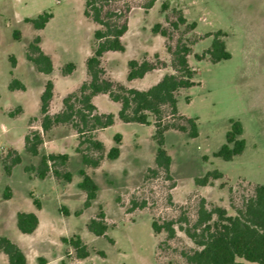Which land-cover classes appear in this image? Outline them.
Listing matches in <instances>:
<instances>
[{
	"label": "rangeland",
	"instance_id": "rangeland-1",
	"mask_svg": "<svg viewBox=\"0 0 264 264\" xmlns=\"http://www.w3.org/2000/svg\"><path fill=\"white\" fill-rule=\"evenodd\" d=\"M84 1L0 0V235L22 249L26 264H40V259L43 264H189L184 254L196 245L181 229L184 223L180 219L192 222L202 200L207 208L221 206L234 214V206L241 204L253 186L264 184V0H153L151 5L150 0H112L105 6L104 11L119 13L127 28L122 36L124 50L106 51L101 66L106 78L126 87L147 88L163 73L172 72L166 45L173 47L178 37L196 39L188 56L195 84L178 91L177 109L197 118L198 134L189 137L172 128L164 131V148L171 158L167 172L154 161V116H148L149 124L123 122L117 116L119 103L105 93L94 95L92 102L98 113H112L115 121L91 132L104 147L97 167L83 165L76 147L93 157L99 151L86 142L79 144L81 138L66 123L43 133L38 154L24 148V136L41 131L39 96L47 79L54 83L48 109L54 114L62 110V98L88 78L85 60L94 48L93 32L99 24L83 14ZM162 3L167 5L165 9ZM177 10L187 23L195 22L194 29L187 30L185 24L172 28ZM42 12L52 13L42 29L25 21ZM155 23L168 31L169 39L152 31ZM217 30L223 32L230 57L217 62L207 55L196 59L194 54L210 45ZM36 35L41 49L52 59L49 74L39 72L26 58L27 46ZM132 58L147 59L156 66L142 78L128 81L126 62ZM67 62L75 67L64 74L62 67ZM13 78L24 88L9 89ZM230 119L241 123L245 146L240 154L224 160L213 153L225 142ZM161 121L182 122L169 116L167 109ZM117 132L121 134L120 152L109 159L105 154ZM15 153L20 161L8 174L4 165ZM47 153L68 154L65 165L58 168L71 173L70 181L51 171L44 178L36 176L41 155ZM80 169L98 187L91 205L83 209ZM212 169L222 176L205 185L195 183L196 177ZM33 198L39 201L38 208ZM100 209L108 225L103 236L86 227ZM77 210H81L78 215ZM18 211L36 213L38 224L33 232L17 229ZM169 220L175 221L172 237L164 229L153 231L152 221L163 224ZM73 235L80 237L88 256L78 258L65 241ZM0 264H9L2 251Z\"/></svg>",
	"mask_w": 264,
	"mask_h": 264
},
{
	"label": "trees",
	"instance_id": "trees-1",
	"mask_svg": "<svg viewBox=\"0 0 264 264\" xmlns=\"http://www.w3.org/2000/svg\"><path fill=\"white\" fill-rule=\"evenodd\" d=\"M112 0H85L83 14L90 17L99 24L93 32L95 45L92 53L86 58L85 66L88 78L79 87L62 98L63 108L54 114L48 112L49 103L53 95V82L50 79L44 84V88L39 96V110L41 113V131L34 130L24 136V148L33 155L38 154L39 145L43 142V133L57 124H69L78 136L80 143H88L89 147L99 151L96 157L90 156L82 151L80 146L76 151L81 155L83 165L97 167L102 152L103 144L92 135V131L104 128L114 123L112 113H98L96 106L92 102V97L98 93H105L108 97L119 103L117 111L118 118L123 122H138L149 124L148 116H154V134L157 147L154 161L158 168L169 170L171 158L164 148V131L169 128L186 132L189 137H195L197 132L196 117L180 114L177 109V94L180 89L188 88L195 84L193 80L195 70L188 62V55L191 53V45L196 41H187L178 37L174 46L167 44V50L171 55L172 72L163 74L154 84L145 89L126 87L125 85L114 82L104 76V69L101 66V57L106 51H123L124 46L121 37L126 31V21L119 20V13L105 10ZM153 0L148 2L151 5ZM167 5L162 3V8ZM117 18H114V17ZM52 17L50 12H42L36 17H26L25 21L30 22L35 29H42ZM172 28L177 29L179 25L185 24L187 30L195 27V22H186L181 11L177 10V16L170 22ZM152 31L160 33L169 39L168 31L161 27L160 23L152 26ZM223 32H214L210 45L201 53H195L196 59H202L206 55L212 62L230 57L224 39L221 37ZM13 36L18 38V32L14 31ZM40 37L36 35L27 46L26 58L33 63L39 72L49 74L53 64L50 56L46 54L39 45ZM11 66L15 60L10 59ZM161 63V62H160ZM128 71L126 79L131 80L141 78L156 64L147 59H129L127 61ZM75 65L67 62L62 67L64 74L70 73ZM9 89H23L24 85L13 78L9 84ZM165 109L168 115L182 122H162ZM230 127L225 133V142L213 153L214 156L224 160H230L233 156L240 154L245 146V141L241 137L242 125L238 120L230 119ZM114 144L109 147L106 157L115 159L120 152L121 134L113 135ZM68 159L67 153H47L42 154L39 165L35 169L36 176L44 178L49 171L55 177H62L67 181L71 180V173L67 170L61 171L58 167L65 165ZM20 161L18 154L10 158V162L4 165L5 171L9 174L12 165ZM28 169V168H26ZM81 180L78 187L84 191L85 199L82 209L91 205L95 199L98 187L93 178L84 170L80 169ZM222 173L217 169L206 171L202 176L194 179L198 185L210 183L212 179H217ZM9 196L8 192L4 197ZM33 203L38 208L39 201L33 198ZM234 214H229L224 207L213 206L207 208L202 200L197 209L196 218L189 222L186 217H182L184 223L181 229L193 241L196 248L184 254L189 264H244L246 261L256 264H264V184H255L252 192L243 197L241 204L234 206ZM81 210L75 211L78 215ZM175 221L169 220L163 224L152 221L151 226L154 232L161 229L167 231L168 237L175 234L173 227ZM38 224V217L33 211H18L16 213V227L21 233H31ZM86 227L88 231L97 236L105 235L108 225L105 221V214L100 209L99 212L91 217ZM75 249L78 258L88 256L89 252L78 235H73L68 240ZM0 251H2L9 264H26V257L22 249L12 240L4 235H0ZM40 264L45 261L40 259Z\"/></svg>",
	"mask_w": 264,
	"mask_h": 264
},
{
	"label": "crops",
	"instance_id": "crops-1",
	"mask_svg": "<svg viewBox=\"0 0 264 264\" xmlns=\"http://www.w3.org/2000/svg\"><path fill=\"white\" fill-rule=\"evenodd\" d=\"M38 30H40V29H38ZM39 37H40V36H39ZM121 41H122V37H121ZM122 44H123V43H122ZM46 54H47V53H46ZM49 56H50V55H49ZM87 56H89V55H87ZM188 56H189V55H188ZM50 58H51V57H50ZM51 60H52V59H51ZM126 64H127V62H126ZM85 68H86V66H85ZM85 68H83V69H85ZM52 70H53V68H52ZM75 71H76V70H75ZM127 71H128V66H127L126 74H127ZM150 71H151V70H150ZM150 71L146 72L144 75H146V74L149 73ZM51 72H52V71H51ZM51 72H50V73H51ZM165 73H169V72H165ZM165 73H163V74H165ZM163 74H162V75H163ZM162 75H161V76H162ZM161 76H160V77H161ZM160 77H158V78L156 79L155 82H157V81L160 79ZM141 78H142V77H141ZM135 79H139V78H135ZM50 80H51V79H50ZM131 80H133V79H131ZM51 81H52V80H51ZM128 81H130V80H128ZM52 82H53V81H52ZM155 82H154V83H155ZM154 83H153V84H154ZM53 84H54V83H53ZM142 89H145V88H142ZM114 121H115V119H114Z\"/></svg>",
	"mask_w": 264,
	"mask_h": 264
}]
</instances>
